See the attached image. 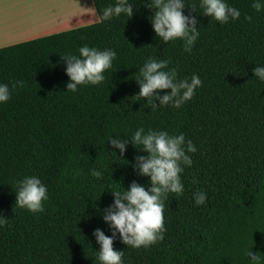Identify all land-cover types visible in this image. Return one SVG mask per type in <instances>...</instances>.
I'll list each match as a JSON object with an SVG mask.
<instances>
[{"label": "trees", "instance_id": "16d2710c", "mask_svg": "<svg viewBox=\"0 0 264 264\" xmlns=\"http://www.w3.org/2000/svg\"><path fill=\"white\" fill-rule=\"evenodd\" d=\"M98 17L116 0H92ZM240 12L221 24L205 17L200 0H185L184 14L198 20L191 52L180 39L167 43L150 21V0H129L134 13L0 48V84L11 90L0 103V264H100L95 229L111 236L103 210L112 192L150 178L133 165L147 155L129 143L123 156L110 138L131 141L140 128L183 134L196 147L181 175L182 194L165 200L163 240L147 248L114 249L123 264H264V0H225ZM196 5L192 12L190 5ZM250 16L251 21L245 17ZM116 52L98 85L67 91L60 56L82 46ZM167 60L178 79L195 74L202 86L181 107L153 111L135 97V79L148 58ZM16 81L23 87L12 88ZM164 90L160 95H164ZM157 105L159 101H154ZM93 170L102 173L97 179ZM35 176L47 188L42 213L15 206L17 182ZM206 201L197 205L194 193Z\"/></svg>", "mask_w": 264, "mask_h": 264}, {"label": "clouds", "instance_id": "9594fccd", "mask_svg": "<svg viewBox=\"0 0 264 264\" xmlns=\"http://www.w3.org/2000/svg\"><path fill=\"white\" fill-rule=\"evenodd\" d=\"M147 7L152 10L150 17L152 28L162 42L167 43L176 39L184 42V51L191 52L198 36V20L195 16L184 14L185 0H150ZM200 7L205 17H211L221 24L229 19L236 20L240 12L230 7L225 0H200ZM264 7L260 2H254L252 8L259 12ZM196 5H190L195 12ZM134 9L129 0H116L115 5H110L98 17L100 22L110 20L121 14L129 18L133 16ZM251 21L250 16L245 17ZM78 55L60 56L66 64V75L69 82L67 91L76 92L78 86L98 85L105 79L104 73L112 67L116 52L110 49L82 46ZM169 61L157 60L149 57L143 67L139 69L136 80L139 86L138 98H146L147 105L155 111L157 107L171 104L175 108L181 107L186 101L191 100L195 90L202 86L198 75H193L190 81L178 79L175 69L168 68ZM255 77L264 81V67L256 66L253 69ZM23 87V81H16L12 88ZM165 92L160 95V92ZM11 90L7 84H0V103L7 102ZM159 101L157 105L154 101ZM113 148H118L123 156L126 146L131 143L147 155L137 156L134 170L142 176L150 178V187L146 189L133 181L127 190L112 192L113 203L103 210V220L112 230V235H105L104 231L97 228L93 235L100 245L97 259L100 264H123L124 252L114 249V241L119 238L126 246L133 248L149 247L163 240L166 231L164 225L165 200L169 193L182 194L183 184L181 173L184 166L191 167L192 159L187 153H195L196 147L191 140H186L183 134L169 135L167 131H154L147 133L143 128L136 130L131 141L119 138H110ZM92 175L100 179L102 173L93 170ZM15 191V206L27 209L32 213L44 211L43 202L48 199L47 188L35 176L24 177L17 182ZM207 197L203 191L194 193L195 203L199 206L205 203ZM7 223V218L0 216V226ZM247 256L253 264H259L260 257L251 250Z\"/></svg>", "mask_w": 264, "mask_h": 264}, {"label": "crops", "instance_id": "0c3cea01", "mask_svg": "<svg viewBox=\"0 0 264 264\" xmlns=\"http://www.w3.org/2000/svg\"><path fill=\"white\" fill-rule=\"evenodd\" d=\"M86 2L84 8L77 0H0V48L98 22L93 1ZM44 6L51 16L40 18L36 9ZM71 17L77 21L60 24Z\"/></svg>", "mask_w": 264, "mask_h": 264}, {"label": "rangeland", "instance_id": "374dc122", "mask_svg": "<svg viewBox=\"0 0 264 264\" xmlns=\"http://www.w3.org/2000/svg\"><path fill=\"white\" fill-rule=\"evenodd\" d=\"M77 1H79V3H81L80 5H81V7H83V5H84V8L85 7H87V0H77ZM47 2H49V0H47ZM67 2V1H66ZM73 2H75V0H73ZM68 3H69V1H68ZM40 8H42V9H44L43 11L41 10V12H40ZM45 8H47V7H37V9H36V15H37V13L39 14V16H40V18H45V16L46 17H49V16H51V15H49V14H46L45 13V11L47 10V9H45ZM53 18H55V16H53ZM75 21H77V19H76V17H71V18H66V20L64 21V23H68V22H75ZM54 23V22H53ZM72 24V23H71ZM53 25V24H52ZM46 26H51V24H46Z\"/></svg>", "mask_w": 264, "mask_h": 264}, {"label": "bare ground", "instance_id": "6f19581e", "mask_svg": "<svg viewBox=\"0 0 264 264\" xmlns=\"http://www.w3.org/2000/svg\"><path fill=\"white\" fill-rule=\"evenodd\" d=\"M68 19V18H67ZM64 21L65 20H63L62 22H60V24H66V23H64ZM57 24H59L58 22H56ZM57 24H54L55 26L57 25Z\"/></svg>", "mask_w": 264, "mask_h": 264}]
</instances>
